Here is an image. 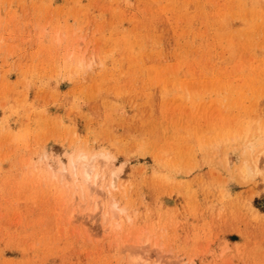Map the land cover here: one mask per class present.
I'll list each match as a JSON object with an SVG mask.
<instances>
[{"label":"rangeland","instance_id":"1","mask_svg":"<svg viewBox=\"0 0 264 264\" xmlns=\"http://www.w3.org/2000/svg\"><path fill=\"white\" fill-rule=\"evenodd\" d=\"M0 264H264V0H0Z\"/></svg>","mask_w":264,"mask_h":264},{"label":"bare ground","instance_id":"2","mask_svg":"<svg viewBox=\"0 0 264 264\" xmlns=\"http://www.w3.org/2000/svg\"><path fill=\"white\" fill-rule=\"evenodd\" d=\"M100 155H102V154H99V156H97V158H100ZM103 156L104 155L101 156L102 159L108 158L106 156H104V157ZM94 157H96V155H94ZM94 157L93 156L90 157L87 154L80 155L78 157V160H75L73 163L71 162L72 163V165L70 167L71 169L65 168V166H64V169H62V170H64L65 173L62 171L63 174L64 175L66 174L65 176L67 177V172H70L72 170L73 173H71V174L75 175V178L77 181L80 180L79 182H82V183L84 182L86 184L92 183L96 187L100 183L99 180H101V176L99 173H96V169H97L98 165H94V160H95ZM109 160H106V161H109ZM115 183L116 182L114 181V184H113L114 187H115ZM116 209H118V208H116Z\"/></svg>","mask_w":264,"mask_h":264}]
</instances>
